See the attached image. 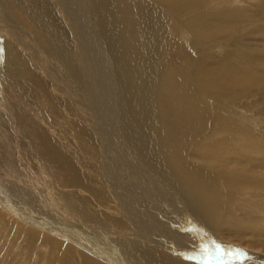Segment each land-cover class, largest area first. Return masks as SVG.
<instances>
[{"label":"bare ground","instance_id":"obj_1","mask_svg":"<svg viewBox=\"0 0 264 264\" xmlns=\"http://www.w3.org/2000/svg\"><path fill=\"white\" fill-rule=\"evenodd\" d=\"M0 87L26 264H264V0H0Z\"/></svg>","mask_w":264,"mask_h":264},{"label":"rangeland","instance_id":"obj_2","mask_svg":"<svg viewBox=\"0 0 264 264\" xmlns=\"http://www.w3.org/2000/svg\"><path fill=\"white\" fill-rule=\"evenodd\" d=\"M3 84V86H4V82L2 83ZM2 93V89H1V87H0V94ZM7 93V94H6ZM4 94H6L7 95V97L8 98H10V99H6L5 101H7V102H5V101H3V97H0V134H1V132H3V131H5V133L6 134H8V136L5 134V145H7V147L11 150V157L9 158V159H5L4 161L3 160H0V180H8V181H12V182H17V181H19L20 182V180H21V182L23 181V180H25L24 178H26V177H29V178H31L32 177V174H31V172L29 171V170H31V171H33V172H37L38 173V168H37V166L36 165H33L32 167H30V165L29 164H27V162H28V158H31L30 156H27L26 154L27 153H25V158L23 159V157L20 155V152L21 151H23V150H25V152H27L28 151V146H26V145H23V142H21V140L19 139V138H21V137H19V136H15L13 133H12V131H11V128L7 125V124H5L4 122H3V113L4 112H2L3 110V107H6V108H8L9 109V111L10 112H13L12 110H14L15 109V107L18 105V104H20V103H18V101H16V100H18L19 99V94L16 96V94L15 93H9V91H4ZM1 98H2V100H1ZM15 99V100H14ZM2 101V102H1ZM8 102H11V103H8ZM4 105H3V104ZM7 104V105H6ZM9 104V105H8ZM3 106V107H2ZM5 114V113H4ZM5 116H6V114H5ZM4 116V117H5ZM3 126V127H2ZM2 127V128H1ZM3 134V133H2ZM17 137V138H16ZM19 142H21V145H20V143ZM20 145V146H19ZM10 146V147H9ZM22 149V150H21ZM21 150V151H20ZM1 151V150H0ZM23 153V152H22ZM30 153H31V151H30ZM32 154V153H31ZM23 155V154H22ZM9 166H11L12 168H14V169H16L15 171L16 172H18V173H16V175H15V177H9V176H7L6 174H7V172H9ZM17 168H16V167ZM28 168V169H27ZM40 170V169H39ZM5 171V172H4ZM24 174H26V175H24ZM23 175V176H22ZM14 176V175H13ZM25 176V177H24ZM3 178V179H2ZM23 178V179H22ZM17 179V180H16ZM27 180H28V178H26ZM0 183H1V181H0ZM2 187H3V189L5 188L3 185H2ZM34 189L35 188H37V189H39L40 188V185L38 186V187H33ZM18 192V191H17ZM20 196V195H19ZM19 196H17V197H19ZM21 204V207H19V209L20 210H23L24 211V208H23V204L22 203H20ZM3 207V208H2ZM2 208V209H1ZM0 211H2V213L4 214V215H6V217H9V218H11L10 220L11 221H9V222H7V220H9V219H6V223L8 224V225H10L11 226V228H12V226H18V225H16V221L18 220L17 219V217H15V216H13L12 214H11V212H7V209H5L4 208V206L2 205V204H0ZM10 213V214H9ZM24 214H28V212H24ZM19 222H20V224L22 225V221H20V220H18ZM5 223V224H6ZM5 224H1L0 223V235H2L1 234V231H3V230H5V229H8V228H6V226H5ZM6 224V225H7ZM14 228V227H13ZM13 228L12 229H8V231H7V233H6V236H5V238L4 239H2V240H0L1 241V245H0V253H1V256L0 257H2V258H4V255H5V260H12V258H14V256H17V259H16V262L17 263H19V264H26V263H29L30 261L32 262L33 261V259H29L28 261H25V258H24V256H27V252H24L23 250H21V248H20V246H21V244H23L24 246L26 245V243H25V241L22 243V242H20V241H18V239L16 238V236L14 235V231H13ZM12 230V231H11ZM13 233V234H12ZM8 236V237H7ZM13 236V237H12ZM13 239V240H12ZM8 240H9V242H8ZM13 241H16V242H13ZM18 242V243H17ZM8 243H11V246H10V244H8ZM16 243V244H15ZM13 244V245H12ZM3 245V246H2ZM5 245V246H4ZM15 245V246H14ZM8 246V247H7ZM17 247H18V249H17ZM10 248V249H9ZM5 250V251H4ZM19 252H18V251ZM2 251V252H1ZM17 251V252H16ZM17 253H19V254H17ZM14 254V255H13ZM11 256V257H10ZM8 264H11V261L8 263Z\"/></svg>","mask_w":264,"mask_h":264},{"label":"snow or ice","instance_id":"obj_3","mask_svg":"<svg viewBox=\"0 0 264 264\" xmlns=\"http://www.w3.org/2000/svg\"><path fill=\"white\" fill-rule=\"evenodd\" d=\"M239 253V254H238ZM198 257H190V259H197ZM202 258L207 261H220L223 262L225 258H229L231 260L243 259L244 254L240 252V250L232 251H224L219 245H216V253L213 254L207 250V248L202 253Z\"/></svg>","mask_w":264,"mask_h":264}]
</instances>
